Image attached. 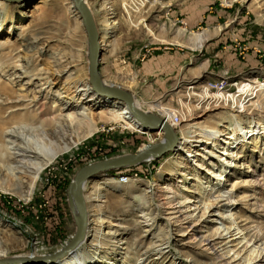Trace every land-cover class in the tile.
Instances as JSON below:
<instances>
[{
  "label": "rangeland",
  "instance_id": "obj_1",
  "mask_svg": "<svg viewBox=\"0 0 264 264\" xmlns=\"http://www.w3.org/2000/svg\"><path fill=\"white\" fill-rule=\"evenodd\" d=\"M226 1L225 4L220 0H84L100 44L103 41L107 45L101 46L102 83L128 91L137 105L142 106L141 110L154 116L161 114L156 105L166 113L176 111L185 102L187 92L197 96L199 86L207 82L264 84V0ZM103 18H111L107 35ZM196 36L204 38L200 48L195 42ZM88 53L89 42L71 0L20 3L0 0V63L11 67L8 66L5 74L0 73V89L5 90L0 93V145L3 141L4 145L5 142L20 144L18 137L9 140L4 136L6 131L27 137L32 135L29 129L42 128L49 130L47 134L51 136L52 131L44 128L42 122L57 118L65 108L68 110L64 114L85 107L97 125L94 134L59 155L43 171L29 202L0 190V264H17V261L36 264V260L65 247L78 225L69 186L81 168L134 154L163 139L157 134L143 135L127 130L121 123H108L109 115L100 104L93 106L88 98L79 99L78 89H90ZM21 87L26 94L19 91ZM22 95L25 98L17 100ZM255 97L239 115L227 106L204 105L197 111L196 97H192L188 104L192 114L178 126L177 135L181 140V133L185 134L188 129L197 133L199 128H215L223 134L219 137L222 144L231 133L234 117L254 122L251 127H241L246 130L243 144L235 145L231 141L240 157L228 169L221 187L230 191L234 180L241 181L234 190L235 223L251 244L264 246V92L258 90ZM34 98L46 107L42 118L39 109L33 107ZM22 100L28 112L20 110L18 102ZM25 113L29 115L24 119ZM68 131L71 135V129ZM192 136V133L187 136L189 143L184 146L189 153L177 151L160 160L113 170L86 182L83 194L88 227L82 249L96 255L100 264H150L157 258L152 246L159 239H165L167 229L160 219L163 216H157L153 207L157 208L158 202L165 204L160 208L164 214V209L169 208L164 198L207 201V193H202V188L207 187L204 185L206 169L218 166L213 156L222 153L220 141L212 148L191 143L198 140V137L189 138ZM194 144L199 147L190 149ZM203 148L211 153L200 151ZM187 154L196 155L197 164L187 159ZM121 177L130 178L126 184L103 185L105 179ZM96 185H99L97 194ZM182 186L188 191H182ZM205 189L209 192V188ZM99 209L106 223L98 235L92 220ZM144 209L151 219L155 218L153 225L138 218ZM216 224L203 222L197 239L178 232L184 231V224L172 226L173 245L181 251V261L183 256H189L193 264H223L215 256L223 251V244L214 236ZM117 225L118 230L114 227ZM115 231L117 235L112 234ZM202 239L213 250L200 244ZM245 247V243L238 246L239 250ZM65 262L60 260L54 264H68Z\"/></svg>",
  "mask_w": 264,
  "mask_h": 264
},
{
  "label": "bare ground",
  "instance_id": "obj_2",
  "mask_svg": "<svg viewBox=\"0 0 264 264\" xmlns=\"http://www.w3.org/2000/svg\"><path fill=\"white\" fill-rule=\"evenodd\" d=\"M223 3H227L226 0H220ZM152 3V2H151ZM231 5V4H230ZM105 6V4H104ZM111 19V18H109ZM109 19L103 18V27L104 30L107 32L111 28V23H109ZM114 25V24H113ZM113 27V26H112ZM202 40L200 36H196L195 42H197V47H201ZM101 42V46L106 47V44ZM91 55V49L89 46V53L87 54V58L89 59ZM73 61V60H72ZM66 64V63H65ZM4 66V64L0 63V73L5 74L8 70V67ZM11 68V67H10ZM23 69V68H22ZM27 85H30V81H28ZM264 85V84H261ZM257 85V86H249L246 84H238L239 93L247 96L250 92L251 99L256 98L255 94L257 95L258 90L259 92H264V86ZM247 86L250 89H246ZM258 86L260 88L258 89ZM243 87H245L243 89ZM1 88V87H0ZM39 89V88H38ZM243 90V91H242ZM5 92L4 89H0V93ZM19 91L24 94L25 90L23 87L19 89ZM79 94V99L84 101L88 98L89 101L93 104V106L99 105L102 107L103 110L106 111V114L109 115L108 119L106 118V122L108 123H116L122 124L124 128L127 130H132L136 132H141L139 125L131 119L129 112L127 109L118 102H108L106 100H102L100 98H96V96L90 92L88 87H83L77 90ZM26 94V93H25ZM253 94V95H251ZM8 97V96H7ZM25 97L22 95L19 99H24ZM45 99V98H44ZM42 100V98H41ZM40 101V100H39ZM37 98L33 100V107H37L39 109V117L42 118L45 116L47 110L43 104H39ZM19 101L20 110L23 112H28L27 105L23 104ZM30 107V106H29ZM188 108L189 105H186ZM156 109H159L161 114L157 116L161 118V116H166L168 121L165 120L172 129L178 134V126L171 124L170 120L175 111L166 113L164 109L159 108V106H155ZM186 108V109H187ZM199 109V108H198ZM68 110L60 111V114L57 118L52 120H48L47 118L42 122L44 128L50 129V134H47L49 130H42V128L36 129H29L28 133L32 135L24 136L14 135V132L6 131L4 136H8L9 140L20 139V144H15V142L8 143L3 141V145H0V190L5 192H12L17 195L23 202L27 203L31 200L37 184L40 180V176L43 171L51 165L59 155L69 152L73 146H75L80 140L86 139L92 134L97 131V125L93 122L90 113L86 112L85 107L82 110H76L73 112H68L64 114V112ZM197 110V108H196ZM188 112H192V109H187ZM199 111V110H197ZM242 110L241 113H243ZM147 113V112H146ZM241 113H238L241 114ZM29 115V113H25L23 116L24 119ZM103 118L104 115L103 114ZM148 115H152L149 114ZM172 115V116H171ZM101 118V122H105V118ZM243 118L234 117L232 121L231 133H229L226 138V141L221 144L219 137H222L223 134L221 131L215 128H199L197 133L195 131L189 132L185 134L181 133V140L179 138V143L171 155H174L177 151L181 153H189L188 150H185V145L188 144L187 136L190 134H194V136L189 138L198 137V140H193L191 143L205 145L207 147H216V142L220 141V146L223 148L221 149L222 153H218L213 156L218 163V166H211L210 168L206 169V176L207 182L204 183L209 188V192L206 191L205 188H202V193H207L208 199L207 201L203 200H191L189 198H164L166 201V205L169 207L167 210L164 209V214H161L160 208L165 204H161L158 202L157 208L153 207L152 210H157V216L161 217V221L164 222L166 227L165 239L162 241L159 239L156 243L152 246V252L157 257L156 259L152 260L150 264H193V260L189 256H183V261L180 260L181 251H179L175 245H173V238H172V226L178 224H184L185 229L179 230L178 232H182L183 234L188 233V238L197 239L200 231L202 229L201 224L207 221L212 224H216L214 236L223 244V251L221 254H215L216 259L223 261V264H259L264 263V246L259 245L258 243L251 244L252 241L247 240V237L243 235V231L236 225L235 221V214H233L234 205H235V193L234 190L236 187L241 184V181L234 180L235 182L232 185V189L230 191H225L221 186V183L225 182L226 174L229 168L232 167L233 162L236 159H239L240 155L234 152V146H231V141L236 144L240 143L243 144L245 142V132L244 128L241 130V127H251L252 123L250 121H243ZM172 121V120H171ZM244 124V125H243ZM257 124V123H256ZM255 126V125H254ZM69 127V128H68ZM192 128V127H190ZM71 129V135L75 136V140L73 137L68 133ZM250 129V128H249ZM263 129V128H262ZM196 130V129H195ZM68 131V132H67ZM262 133V132H261ZM34 134V135H33ZM69 134V135H68ZM255 134V133H253ZM163 135V134H162ZM244 136L243 138H239V136ZM22 138V139H21ZM253 138V137H252ZM22 140V141H21ZM24 141V142H23ZM32 146H31V145ZM194 144V145H195ZM239 146V145H238ZM179 147V148H178ZM199 147V145L190 146L191 148ZM231 150H228L230 148ZM228 148V149H225ZM206 148L201 149L200 151H205L208 154L210 151L205 150ZM187 151V152H186ZM191 151V150H190ZM211 153V152H210ZM196 155L187 154L186 158L191 159V162L196 163L194 157ZM211 157V156H210ZM212 157V158H213ZM147 163V162H146ZM197 164V163H196ZM129 169V168H128ZM182 175V174H181ZM185 176L184 174L182 177ZM197 181V180H196ZM103 185L106 186H118L119 181L117 179H105ZM199 183V182H198ZM202 183L198 184L201 188ZM85 189V185H84ZM182 191H188L185 186H182ZM94 192L97 194L99 192V185L95 186ZM168 192V191H167ZM198 192V191H197ZM200 192V191H199ZM200 194V193H199ZM213 194V195H212ZM95 195V194H94ZM165 196V191L164 195ZM161 196V197H162ZM203 196V195H202ZM97 197V196H96ZM159 199V198H158ZM163 200V202H164ZM72 206L74 209V215L76 218V223H79V213L76 200L72 197ZM237 201V200H236ZM147 209V208H146ZM148 210V209H147ZM152 210L149 212L151 213ZM94 219L92 220L94 223V232L98 234L101 232L102 228L105 225V217L101 210H97L96 214L93 216ZM141 220H144L146 223L152 222V225L155 223V218L150 217V214L144 209L140 212ZM206 219V220H205ZM150 225V226H152ZM149 226V227H150ZM116 230L119 229V226H114ZM175 227V226H174ZM181 227V226H180ZM179 227V229H180ZM182 229V228H181ZM149 231V230H148ZM175 231V230H173ZM177 233V231L175 232ZM113 235H117L116 231L112 233ZM112 234H107V236H112ZM180 236V234H178ZM190 235V236H189ZM182 236V235H181ZM157 242L159 245L157 246ZM200 244H205L213 250L214 247L208 243L205 239L199 241ZM242 243H245L246 247L243 250H239L238 246ZM219 245V244H218ZM80 247V249H79ZM72 252H69L67 255L57 258L51 261H43L44 264H54L57 261H66L65 263L68 264H100V261L95 259L96 255H90L87 253L85 249H82V245H80ZM78 249V250H77ZM82 249V250H81ZM226 249V250H225ZM77 250V251H76ZM218 250V249H217ZM225 251V252H224ZM77 255V256H76ZM144 254L142 257H145ZM21 261H17L16 263L19 264ZM36 264H40L41 262L36 260ZM41 263V264H43Z\"/></svg>",
  "mask_w": 264,
  "mask_h": 264
},
{
  "label": "water",
  "instance_id": "obj_3",
  "mask_svg": "<svg viewBox=\"0 0 264 264\" xmlns=\"http://www.w3.org/2000/svg\"><path fill=\"white\" fill-rule=\"evenodd\" d=\"M3 1L7 3H20L27 0ZM71 1L74 9L79 14L82 27L85 31L91 49L88 69L89 85L91 89L90 92L93 93L96 98H100L108 102H118L123 105L129 112L131 119L139 125L141 134L151 135L161 132L163 134V139L158 143L150 144L139 149L134 154L96 162L81 168L76 173L73 182L69 186L72 197L76 200L79 213V223L77 225L76 232L62 250L53 255L39 259L38 261L41 263H43V261H51L61 258L82 244L88 227V212L83 194L86 182L95 181L113 170H125L146 162L160 160L165 156L174 153L179 143V137L175 130L172 129V127L165 120H162L154 115H148V113L141 110L131 93L122 90L120 87L105 85L102 83L99 73V63L101 61L102 49L91 12L85 6L84 0Z\"/></svg>",
  "mask_w": 264,
  "mask_h": 264
},
{
  "label": "built area",
  "instance_id": "obj_4",
  "mask_svg": "<svg viewBox=\"0 0 264 264\" xmlns=\"http://www.w3.org/2000/svg\"><path fill=\"white\" fill-rule=\"evenodd\" d=\"M244 51L247 50L244 49ZM254 51L257 52V54H261L257 49H254ZM243 54L244 52L240 53V55ZM238 84H240V82L230 84L225 80H217L215 82H207L203 85H200L198 90L199 95L197 96H194L193 94L190 96L187 92L188 95L185 96V102L179 106V109L174 112L173 116L171 115V124H173L174 127L179 126L184 121V119H187L192 114V112L187 111V109L190 107H186L192 97H196L195 108H197V110H201L204 105H214L227 106L231 110L236 111V113H241L242 110L246 111L247 104L251 103L253 99L250 97V92L247 94V96L240 94ZM187 89L191 90L193 87H188ZM245 111H243V113ZM161 118L168 121L166 116H161ZM156 136L160 138L163 135L161 132H158ZM129 178L130 177H121L118 180L119 184H126L129 181Z\"/></svg>",
  "mask_w": 264,
  "mask_h": 264
},
{
  "label": "crops",
  "instance_id": "obj_5",
  "mask_svg": "<svg viewBox=\"0 0 264 264\" xmlns=\"http://www.w3.org/2000/svg\"><path fill=\"white\" fill-rule=\"evenodd\" d=\"M204 39V38H203ZM141 108H142V106H141Z\"/></svg>",
  "mask_w": 264,
  "mask_h": 264
}]
</instances>
